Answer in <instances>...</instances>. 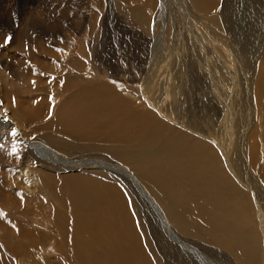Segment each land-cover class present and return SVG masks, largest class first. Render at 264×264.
<instances>
[{
	"label": "bare ground",
	"instance_id": "bare-ground-1",
	"mask_svg": "<svg viewBox=\"0 0 264 264\" xmlns=\"http://www.w3.org/2000/svg\"><path fill=\"white\" fill-rule=\"evenodd\" d=\"M5 1L0 0L1 22L8 14L4 9ZM207 1L205 0L207 13L211 9L214 12L212 19L206 17L208 24L211 25L214 22L218 29L217 15L220 16L219 20L223 21L226 28L225 34L229 39L227 42L232 51L231 55L234 59L237 56L240 57V60L237 59V62L238 60L241 62L240 65L232 66L233 70H239L241 67V70L250 73L249 80L253 81L251 86L256 93L252 95L254 108H248L251 96L244 93L243 107L236 105L231 95L220 94L217 96V101L211 102L204 99L206 101L202 106H197V109L195 107L191 109L192 104L187 102V97L181 98L182 109L179 110L174 121L183 130L195 136L192 138L175 128L172 129V133L166 132L169 126L158 119L152 110L136 101H128L114 95L111 87L97 83L89 85L87 79H82L78 73L71 75L69 69L67 73L58 75V78H61L60 82H64L58 85V89L56 84L57 95H51L50 88L45 89L46 83L52 84L55 80L47 75L36 74L38 80L34 91L38 94L32 95L31 99L5 101V97H1L11 112L25 114L26 119L20 118L21 123L30 121L35 123L41 116L39 119L41 125L38 128H41L39 136L44 142L26 140L9 114L5 119L11 127L6 128V123L4 124L0 118V252L5 253L7 249H10L9 241L12 240L15 244L16 239L22 238L24 248L20 246V249L16 244L14 245L16 247L11 245L13 248L10 253L12 257L24 256L25 248L35 245L36 251L40 252L39 243L51 242L50 239H52L56 244L55 248L59 250L60 258L47 257L42 263L68 264L69 252L66 253L67 249L62 244V240H67L75 249V264H151L152 262L162 264L160 259L155 261L157 259L155 256L149 258L145 250L147 245L140 238L133 236L132 211L126 206V195L122 196L116 188L118 184L114 186L107 177L105 179L100 176L101 179H95L78 172L71 174L62 168L57 169L58 173L49 170L48 165H58L65 168L105 169L131 185L132 194L136 195L137 201L143 203L142 207L135 205L134 212L140 217L138 219L144 226L151 229L154 224H157L161 228V233L166 234L170 247L165 243L163 249L165 252V247L166 250L169 248V252L172 251L175 254L177 258L171 260L173 264H264L259 260V255L264 257V251L260 253L255 251L249 256V252L243 254L236 248L237 240L245 236L247 232L231 222L235 213L245 210L246 201L251 198L252 205L257 210L258 220L262 226L264 225V190L262 188L264 187V155H261L259 151V143L264 140V74L260 71L261 66H264V49L259 44L263 43L264 34L260 38L255 36L258 32L257 25L261 27V21L264 18V1L260 0L263 4L260 3L261 9L256 10L259 0H223L220 14L215 11L219 1ZM23 2L27 4L26 9H36L39 3L38 0H23ZM57 2H64L66 5L67 0L55 1ZM75 2L78 5L71 7L72 15L70 16L82 21L79 24H76L77 22L73 24L75 28H78L79 33V30H82L87 23L86 16L89 10L86 6L89 0H75ZM159 2L161 7L156 12V20L162 18L169 21L173 43L175 37L185 33L187 29L190 32L197 31L198 29L193 26L196 20H204L205 16L200 13L204 8L201 0H179V11L176 14L172 12L174 9L172 0L171 2L159 0ZM102 3L103 0L97 7L98 11L103 6ZM108 3L109 21L113 24L116 17L113 8L115 4L118 8L119 0H108ZM17 4L18 7L11 6L10 10L18 14L25 5L19 2ZM131 10L132 8L128 7L126 13ZM194 13L198 17H194ZM13 17L18 18L16 23L20 21L18 22L20 29L18 27L15 31V34L19 35L18 38L15 37L16 47L20 46L19 40L23 37H27L30 44L34 41V45L38 40H42L37 26L34 27L36 31L31 32L32 37L29 36L30 33L21 29L20 25L32 22L23 21H27L29 16L18 14ZM48 17H54L53 12H50ZM2 24L5 25L4 22ZM202 24L205 25V21ZM196 31L195 34H197ZM161 37L162 33L155 38L158 46H161ZM52 40V35L49 34L46 41L49 43L48 46L40 49L41 53L44 55L47 53L51 59L47 57L33 59V64H38L44 71L54 66L53 62L45 63V59L53 61V57L58 53ZM260 47H262L261 51H259ZM244 50L246 54L242 52ZM26 59H28L27 56ZM254 60H258V64L252 74L253 69L250 71L252 68L250 65ZM75 62L77 59L71 61L72 67ZM223 69L228 70L225 71L227 75L236 76V72L232 73L229 66H224ZM205 71L208 73L209 70ZM79 72H83L82 69H79ZM54 75L57 76V73ZM72 81L76 83L73 84ZM41 88H44L43 93L40 92ZM232 89L233 87L230 90ZM46 95H49V98L44 103L43 98ZM56 96L61 100L54 106ZM156 107L162 112L163 106ZM4 109L8 112L5 107ZM241 112L248 116L246 125L245 121L241 120ZM32 130L36 129L32 128ZM96 131L100 135L105 131L108 133L105 132L104 136L98 137ZM159 143L162 144L155 147ZM56 148L62 153H59ZM82 151H88L89 155L102 154L113 157L120 164L70 157L72 152L81 154ZM118 155L120 157H117ZM28 160L35 164L38 161L40 165H36L41 167L45 165L42 173L34 172L35 166L27 164ZM162 162L163 165L159 167ZM33 175L36 180L34 185L29 180ZM177 182L181 185L176 186ZM43 188H45L44 193ZM156 200L163 206L166 214ZM235 201L236 204L233 207ZM45 205L55 208L53 220L49 219ZM6 208L15 209L17 216L7 217ZM69 210L70 221L67 223L66 213ZM27 211L38 213L36 221L43 224V229L31 227L32 221ZM43 213L44 217L41 216ZM166 215L175 220L178 228L184 233L190 229L194 231L210 226L218 227L223 241L229 245L228 248L222 250L210 244L219 243V240H207L204 243L191 241L172 222L171 224L167 222L169 219ZM133 222L135 223L134 220ZM197 223L203 224L194 226ZM56 225L60 228L57 229ZM262 231L264 232L263 228ZM154 244L150 243L153 250L154 247L156 249ZM244 244V248H250L248 242ZM179 253H181L180 256ZM126 254L129 257L121 260ZM39 257L42 259L41 256ZM101 259L105 263L101 262ZM112 261L115 262L112 263ZM1 263L6 262L1 260ZM164 264H169V259H165Z\"/></svg>",
	"mask_w": 264,
	"mask_h": 264
},
{
	"label": "rangeland",
	"instance_id": "rangeland-1",
	"mask_svg": "<svg viewBox=\"0 0 264 264\" xmlns=\"http://www.w3.org/2000/svg\"><path fill=\"white\" fill-rule=\"evenodd\" d=\"M55 1L57 0H38L39 3H37V6L39 8L36 7V9H26L27 4L24 3L23 0H6V3L4 2V9L5 13H8V16L6 15V18L3 19L5 25L2 24L3 22H1L0 19V118L2 119L4 124L6 123V128L11 127V124L5 119L9 114L21 129L26 140H39L41 142H44L39 136V131L41 130V128H38V126L41 125V121L39 120L41 116L36 119L37 122L35 123L31 121L21 123L20 118L26 119L25 114L11 112L7 107L5 101H13L16 99L25 101V99H31L32 95L38 94L37 91H34V87L38 80V78L35 76L36 74L47 75V77H51L52 79H54L55 81L52 84H50L49 82L45 84V89L48 90L50 88L52 90L51 95H57V91L55 90L56 84L58 89V85H62L61 83L64 82H60L61 78H58V75L59 73L63 72L67 73L68 69L71 75L78 73L82 77V79H87L89 85L97 83L100 85L108 86L109 88L111 87L114 95H118L120 98L122 97L123 99L128 101H136L138 104L144 106L145 108L152 110V112H154L155 116L158 119L169 126V128L165 130L166 132L172 133V129L175 128L177 131L180 130L181 132H185V134L191 136L192 138H195V136L189 131L183 130L178 126V123L174 121V118L178 115L177 113L180 109H182L180 103L181 98L183 99L187 97L186 100L187 102H190L192 104V109L194 107L196 108L197 106H202L206 101L204 99H207L209 102H211L216 100L217 96L220 94L231 95L236 105H240L243 107L244 105H242V97L245 94L251 96L247 105L248 108H254L252 95L256 93L252 90L251 82L253 81L249 80L250 73L241 70V67L239 68V70H233V67H235L237 64L240 65V57L237 56V58L234 59L231 55L232 51L230 50L227 42L229 39H227V36L225 34L226 28L223 21L219 20L220 16L217 15L218 29H216V24L214 22L211 25L208 24L206 17L212 19L211 16L214 15L212 14L214 12L211 9V11L207 13L205 0H201V4L202 6L204 5V8L203 11L200 12L203 13V16H205L204 20L198 19L193 23L194 28L196 27L198 29V32L195 30L197 34H195V31L190 32L187 29V33H181L175 37L174 43L172 39L173 34L170 31V24L168 23L169 21L167 19L163 20L162 18L156 20V12L161 7L159 0H119L118 8L116 4L113 8L114 13L116 14V17L112 22L113 24H110L109 21L110 17L108 12L110 13V9L108 10V0H103V6L99 11L97 7H99L101 0H95L96 2H91V0H89L86 6V9L89 10L88 15L86 16L87 23L82 28V30H79V33L77 32L78 28H75L73 24L76 22V24H79L82 21L78 18L74 19L70 16L72 15L71 7L78 4L75 2V0H67L66 5L64 2L55 3ZM172 1V7L174 9L170 7L171 5L169 7L172 8V12L176 14L179 11V0ZM210 1L211 0H209V2ZM213 1L217 2V0ZM218 1V8L216 7L217 9L215 11L219 12L220 14L223 0ZM17 2H19L21 5H25V7L19 10L18 14L29 16V19H27V21L23 19L22 20L25 22L32 21L29 24L20 25L21 29L28 34L30 33L29 36L31 37V32L36 31V29L34 28L35 26H37L40 30L42 40H38L35 45L34 41H31L30 44L27 41V37L20 38L19 47H16L15 45V42L17 41L16 38H18L19 36L15 34V31L18 29V22L20 21H17V23L15 22L18 18H15L13 16H17L18 14L10 10V7H18ZM260 3L263 4V2L259 0L256 6V10H258V8L261 9L262 4ZM258 5L260 6L258 7ZM128 7H131L132 10L131 12L126 13V9ZM50 12H53L54 17H48ZM129 14L131 18L129 17ZM193 15L194 17H198L195 13ZM45 17L48 19H46ZM194 17L192 16V18ZM116 19L117 21H115ZM204 21L206 23L205 25L202 24L204 23ZM259 27L260 25H257L258 32L255 33V36H258L260 38L264 34V18L261 21L260 29ZM9 28L10 30H8ZM205 28H207V30ZM161 33L162 43L161 46H158V41L155 38H157ZM47 34L52 35V41L56 50H58V53L57 55H55V57H53V61H47V59H45V63L53 62L54 66L52 65L44 71L39 68L38 64H33V59L36 57H47L51 59V57L47 53H45L46 55H44V53H41L40 51V49H42L43 47H47V44H49L48 42H46L48 39ZM155 34L158 35L155 36ZM7 37H11L12 39L8 44H4V40ZM262 42V44L259 42V45L263 46L264 49L263 39ZM63 46L66 47L64 48ZM260 49H262V47L259 48V51H261ZM242 52L246 54V50ZM26 56L28 57V59H26ZM73 59H77V62H75V65L72 67L71 61ZM237 59H239L238 62ZM256 64H258V60H254L250 65L252 66L250 71L253 69L252 74H254L255 72ZM224 66H229L230 70L233 71L232 73L236 72V76L234 77L227 75L228 73H225V71L228 70L223 69ZM79 69H82L83 72L80 73ZM197 70L199 72H196ZM205 70H209L208 73ZM260 71L262 74H264V66H261ZM40 72H42L43 74H40ZM54 73H57V76H55ZM205 74L209 77L205 76ZM246 75L248 77H246ZM72 83L75 84L76 82L72 81ZM70 85L71 87H73L71 83ZM232 87L233 92L232 90H230ZM40 92L43 93L44 88H41ZM1 97H5V101L2 100ZM48 98L49 95H46L43 98L44 103L48 101ZM131 98L133 99L130 100ZM59 100L61 99L56 96L54 100V106L58 104L57 101ZM151 103H153V105ZM157 105L163 106L164 110L162 109V112L164 113L157 109ZM4 107L8 110V112L4 109ZM240 117L241 120L245 121V125L248 124V116L245 113L241 112ZM43 122H45V120H43ZM32 128H35L36 130H32ZM105 132L100 135L96 131V135L98 137H102V135L104 136ZM161 144L162 143H159L155 147H158ZM56 150L59 151V153H62L57 148ZM259 151L261 155H264V140L260 141L259 143ZM89 154L90 153L88 151H82L81 154L72 152L70 154V157L72 159L82 157L83 159H93L97 161H107L120 164V162H116L117 160L115 161L113 157L110 158L109 156L107 157L102 154ZM117 157H120V155H118ZM28 158L30 159V157ZM28 163L33 164V167L35 166L34 172L38 174L42 173L41 171L43 169V166H45L42 165L41 167L36 165H40L38 161L35 164L31 160H28L27 164ZM162 165L163 162L159 165V167ZM48 167L49 170H54L52 171L53 173H58L57 169L62 168L65 169L66 172H69L71 174L78 172L80 174H84L85 176H91L95 179H99L100 176L104 177L105 179L107 177V180H109L114 186L118 184L116 188L122 193V196L126 195V206L133 212L132 213L130 211L133 215L132 218L135 221V223L133 222V220L131 221V231L133 233V236L135 235L136 238H140L145 243V245H147V247L145 246V250L149 258H153L155 256V259L157 258L155 261H158L160 259V262L162 264H164L165 259H169V264H173L171 260L176 259L177 257L172 251L169 252V248H167L166 250L165 247V252L163 249L165 243L166 245H168V247H170L167 241L166 234L161 233V228L157 224H154L150 229L149 227H146L142 223H140L138 219L140 217L136 212H134V206L139 205L142 207L143 203L137 201V199L135 198L136 195L132 194L131 192V190H133L131 185L126 184L122 180V178H120L113 172L101 168H65L58 167V165H48ZM136 176L141 178L139 174H136ZM176 176L178 177V175ZM29 180L31 181L32 185H34L36 182L34 175L31 176ZM104 182L108 181L104 180ZM175 185L180 186L181 183L177 182L175 183ZM262 188L264 190V187ZM44 192L45 188H43V193ZM105 201L106 199L104 200V202ZM157 202L163 210V206L159 203V201ZM235 204L236 201L234 202L233 207L235 206ZM246 204L247 206L245 207V210L235 213L232 217L231 222L246 230L247 234L240 237L235 245L236 248L243 254L249 252V256H251L255 251H257L258 253L264 251V232L262 231V228L264 229V225L262 226L261 222L258 220L257 210L254 209L251 198L246 201ZM45 206L48 211L49 219L53 220L55 208L47 205ZM163 211L166 214L165 209ZM5 213L9 218L17 216L15 209L6 208ZM144 213H146V211H144ZM27 215H29L32 221L31 227L43 229V224H39L36 221V216L38 215V213H30L29 211H27ZM66 215L67 223H69L70 210L67 211ZM41 216L44 217L45 214L43 213ZM167 218L169 219H167L168 221L166 220L168 223L171 224L172 222V224L175 225L176 228L186 236V238L190 239L193 242L203 241L204 243V241L207 240H219V243L210 244L218 246L222 250H226L229 246L227 242L223 241L221 237V231L218 227L210 226L199 228L194 231L190 229L187 233H184L178 228L177 222L175 220L171 219L169 216H167ZM201 224L203 223H197L194 226ZM56 227L57 229L60 228L59 225H56ZM68 229L69 228H67V230ZM59 238H61L60 235ZM19 239L20 240L16 239V241L18 242L15 241L14 243L17 247L20 248L21 246L23 249L24 241L21 240L24 239ZM50 240L51 242L44 241L39 243V249L41 250L40 252L36 251L34 245L30 246L29 248L27 247L28 249H24V256L16 255L14 257H12V254L10 253V251L12 252V248L15 245L11 240L9 241L11 243L8 242V245L10 246H8V248H10L11 250L7 249L5 253L0 252V264H2L1 260H4L6 262L4 264H36L38 262L40 264H44L42 262H44L45 258L47 257H52L55 259V257L57 256L60 258L59 250L55 248L56 244L53 243L52 239ZM62 241V244L67 249L66 253L69 252L68 264H75V249H73V246H70V243H68L69 241ZM245 242H248L250 244V248H244ZM150 243L152 245L153 243H155L154 246H156V249L154 247L153 250L150 246ZM35 251L36 254H34ZM39 253L41 255H38ZM180 255L181 253H179V256ZM39 256H41L42 259H40ZM127 257H129L128 254L124 255L121 260L126 259ZM259 260L264 263V257L259 255ZM101 262L105 263L103 259H101ZM113 262L115 261H112V263ZM151 264H154V262H152Z\"/></svg>",
	"mask_w": 264,
	"mask_h": 264
},
{
	"label": "snow or ice",
	"instance_id": "snow-or-ice-1",
	"mask_svg": "<svg viewBox=\"0 0 264 264\" xmlns=\"http://www.w3.org/2000/svg\"><path fill=\"white\" fill-rule=\"evenodd\" d=\"M11 37H7L5 40H4V44H8L10 41H11Z\"/></svg>",
	"mask_w": 264,
	"mask_h": 264
}]
</instances>
